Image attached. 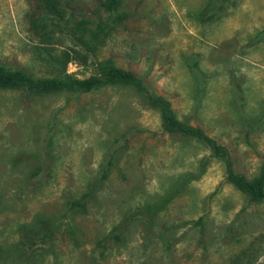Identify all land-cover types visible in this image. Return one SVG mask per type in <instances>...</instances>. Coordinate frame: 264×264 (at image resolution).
<instances>
[{"label": "rangeland", "instance_id": "rangeland-1", "mask_svg": "<svg viewBox=\"0 0 264 264\" xmlns=\"http://www.w3.org/2000/svg\"><path fill=\"white\" fill-rule=\"evenodd\" d=\"M57 1L62 22L41 0H0V66L85 79L111 63L259 176L264 0H122L128 18L94 40L107 0ZM0 264H264V200L207 144L163 131L133 87L0 89Z\"/></svg>", "mask_w": 264, "mask_h": 264}, {"label": "trees", "instance_id": "trees-1", "mask_svg": "<svg viewBox=\"0 0 264 264\" xmlns=\"http://www.w3.org/2000/svg\"><path fill=\"white\" fill-rule=\"evenodd\" d=\"M46 11L57 21L64 20L62 11L57 0H41ZM122 0H107L105 23L102 22L97 29L90 32V39H97L103 32L106 24L110 26L117 25L128 18V14L121 11ZM87 48H92L90 43H84ZM65 54V53H64ZM64 69L69 62L68 53L65 55ZM97 72L85 79H76L69 77L65 71L58 78L44 80H34L29 75L22 72L11 71L0 66V89H18L23 88L28 91L40 93H89L91 91L109 87V86H129L136 89L144 95L147 103L155 109L160 116L161 127L163 131L169 134H182L190 136L198 141L204 142L210 148L215 157L220 159L226 168L227 181L230 182L238 191L248 197L251 202H262L264 200V166L259 176L252 181H248L244 176L237 175L232 170V164L228 152L219 146L213 139L209 138L199 128L190 127L180 122L170 103L164 98L155 95L143 79L129 71L115 67L113 64L98 63ZM75 206L77 203H73ZM158 207H149L144 209L145 214L155 213Z\"/></svg>", "mask_w": 264, "mask_h": 264}]
</instances>
